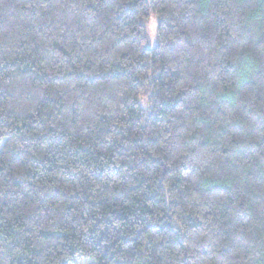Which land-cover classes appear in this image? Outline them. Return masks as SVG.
<instances>
[{
	"label": "trees",
	"instance_id": "obj_1",
	"mask_svg": "<svg viewBox=\"0 0 264 264\" xmlns=\"http://www.w3.org/2000/svg\"><path fill=\"white\" fill-rule=\"evenodd\" d=\"M81 261L264 264V0H0V264Z\"/></svg>",
	"mask_w": 264,
	"mask_h": 264
},
{
	"label": "rangeland",
	"instance_id": "obj_2",
	"mask_svg": "<svg viewBox=\"0 0 264 264\" xmlns=\"http://www.w3.org/2000/svg\"><path fill=\"white\" fill-rule=\"evenodd\" d=\"M157 23H158V18H156L155 16H150V18L143 20V24L147 33L146 44L150 47L155 46L157 43V33H156ZM80 264H84V263H82L81 261Z\"/></svg>",
	"mask_w": 264,
	"mask_h": 264
}]
</instances>
